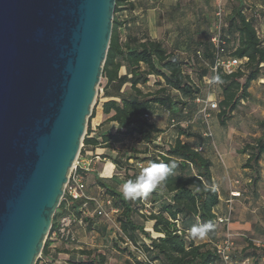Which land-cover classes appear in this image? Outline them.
<instances>
[{
    "label": "trees",
    "instance_id": "obj_1",
    "mask_svg": "<svg viewBox=\"0 0 264 264\" xmlns=\"http://www.w3.org/2000/svg\"><path fill=\"white\" fill-rule=\"evenodd\" d=\"M245 7L244 0H236L226 16L223 12L220 36L224 43L220 47L212 41L215 33L211 36L203 33L194 40V34L199 31L194 30L190 41L185 36L180 44L182 52L175 53L163 41L151 38L146 29H140V33L133 31L140 19L142 21L140 14L135 13L136 0L116 1L102 77L105 78L104 93L110 97L103 103V111L105 114L113 112L104 124L116 122L118 127L115 132L109 129L100 131L98 136L91 135L93 109L81 154L90 145L105 144L112 149L111 143H118L114 153L106 154L115 163L117 171L110 180L96 177L102 191L93 197L104 202L109 199L110 204H105L106 210H118V236L124 247L119 246V241L115 244L119 252L126 255L124 264H224L216 244L195 243L187 235L186 228L195 222H210L213 228L208 233H213L216 228L214 208L220 195L213 180L212 161L205 154L207 148H213L211 111L218 109L217 119L226 127L242 102L252 99L250 88L253 82L264 77V43L254 18L246 14ZM126 11L131 14L130 20L123 18ZM224 19L229 35L223 33ZM122 29L126 31L124 37ZM232 36L236 38L233 40ZM232 58L240 59L242 63L232 73H227L220 62ZM189 59L192 67L194 64L205 65L201 73V80L207 84L205 95L185 69ZM122 67L127 69L125 74L120 73ZM151 83L154 87L148 90ZM215 84L220 90L218 103ZM198 98H209L217 103V107L208 106L203 111L204 103L197 101ZM156 105L169 112L170 124L177 132L171 142L159 139L163 129L151 119ZM256 123L262 134L240 149V152L248 154L243 167L252 170L253 187L261 178L260 160L264 155V118H257ZM209 131L212 135L208 134ZM170 161H175L177 167L156 189L135 201L123 198L122 187L126 180L134 179L150 162ZM83 203L84 199L66 198L61 201L42 250L45 262L51 264L47 258L50 257V234L62 216L72 213L83 217L84 223L89 221L88 212H93L95 202L88 201L86 208ZM147 220L154 221L153 230L158 236H152L146 229ZM130 243L145 257L140 256L138 250H133ZM108 251L80 250L82 258L72 259L70 264H113ZM244 255L254 257L257 264L264 258V249L248 240ZM36 264H40L39 260Z\"/></svg>",
    "mask_w": 264,
    "mask_h": 264
},
{
    "label": "water",
    "instance_id": "obj_2",
    "mask_svg": "<svg viewBox=\"0 0 264 264\" xmlns=\"http://www.w3.org/2000/svg\"><path fill=\"white\" fill-rule=\"evenodd\" d=\"M117 0H0V264H36L80 153Z\"/></svg>",
    "mask_w": 264,
    "mask_h": 264
},
{
    "label": "crops",
    "instance_id": "obj_3",
    "mask_svg": "<svg viewBox=\"0 0 264 264\" xmlns=\"http://www.w3.org/2000/svg\"><path fill=\"white\" fill-rule=\"evenodd\" d=\"M244 4L246 14L254 18L256 22L259 36L264 37V0H244ZM189 6H191L189 2L186 3L182 0H136L135 13L140 14L139 17L142 18L145 29L151 38L163 41L170 51L176 53L182 52L179 50V46L185 36L186 40L190 41L191 32L200 29L199 23L186 20L185 16ZM261 39L264 43V38L261 37ZM126 72V67H122L120 73L125 74ZM153 87L151 83L148 90H152ZM258 88L264 94V77L254 81L250 88L252 99L248 102L253 103L251 105L253 109L246 115L255 117L258 114V117L264 118V98L260 100L255 98ZM104 91L105 89L102 91V97L96 105L90 121L91 135L98 136L100 131L109 129L115 132L118 127L116 122L104 124V121L113 114V112L105 114L103 111V103L110 98L105 95ZM243 102L245 103V101ZM151 119L163 129L159 139L171 142L176 138L177 132L175 127L170 124L169 112L164 107L154 106ZM234 135H236L234 132H224V134L216 132L212 140L213 148H207L205 152L212 161L213 180L220 195L219 203L214 208L215 231L208 233L203 239L192 238L189 234L191 228L200 224L195 222L193 225L187 226L186 233L195 243L211 242L218 245L225 240L226 233L231 232L233 234L232 260H236L239 264H256L254 257H244V248L248 245V240H252L258 247L261 241H264V155L260 160L261 178L253 187L251 185L252 170L243 167L248 154L240 152L242 147H234L232 142ZM111 144L112 149H109L105 144L95 147L90 145L81 154L82 167L85 168V170L82 169L85 172V191L91 197L99 196L102 191V187L96 182V177L110 180L117 171L115 163L109 156H106V154L114 153V148L118 146L117 142ZM233 190L241 191L242 195L233 198V211L229 222H218L219 217L228 216L230 192ZM88 213L89 221L83 224L77 222L74 225L76 241L63 242L54 236L50 238L51 242L48 248L50 257L47 258L51 264H70L72 259L82 258L79 251L83 249H98L101 252L111 249V240L115 239V235H119L120 231L116 220L118 211L113 213L116 224L112 229L113 225L108 220L103 217H93L91 211ZM92 221L93 223L89 224ZM153 224V220L145 221L146 229L156 237L159 234L154 232ZM109 258L113 263L112 257ZM258 263L264 264V258ZM40 264H44V262L42 261Z\"/></svg>",
    "mask_w": 264,
    "mask_h": 264
},
{
    "label": "rangeland",
    "instance_id": "obj_4",
    "mask_svg": "<svg viewBox=\"0 0 264 264\" xmlns=\"http://www.w3.org/2000/svg\"><path fill=\"white\" fill-rule=\"evenodd\" d=\"M182 1L186 3L189 2L191 4L185 16L186 20H189L192 23H195V22L199 23L198 27L200 29L197 32V34H194V40L200 38V36H202L201 34L203 33L207 35L209 34L211 36L218 31V18H217L216 12H217V8L219 4H221V6L223 7L224 16H226L231 11L233 6L236 4V0H182ZM123 16H124L123 18L126 20H130L131 18V14L129 11L124 12ZM224 23H225L224 25L225 29L223 30V33H225V35H229L228 30L226 29L227 28L226 21ZM140 29L145 30V26L144 24H142L141 19L139 23H137L134 26L133 31L136 32L137 30L140 33ZM121 31L124 37L126 31L124 29H122ZM261 37L264 38L263 36ZM235 38L236 37L232 36L233 40ZM190 61L191 59H189L188 63H186L185 69L190 72L191 76L194 78L196 83L200 86L201 93L205 95L207 93V90H206L207 84L205 83L203 79L201 80L202 68L205 65L204 64H194V67H192L189 64ZM262 69L264 71V67ZM104 84H105V78L102 77L98 85V94H97L96 102L94 104L93 109H95L98 102H100V99L102 97V91L104 89ZM215 90H216L215 92L216 102L218 103L220 90L217 84H215ZM262 93L263 92L261 91L260 88L256 90V96H255L256 100H260L264 98V94ZM251 105H253V103L251 102H248V101H245V103L242 102V104L239 106V109L236 111L234 117L228 121V124L226 127L220 125L217 119L216 115H217L218 109H214L213 111H211L210 126L214 133V136L216 132H218L219 134L220 133L224 134V132H227V133L234 132L236 134L234 135V138L232 139L234 147H243L246 143L253 141L257 136H260L262 134V129H260L256 123L257 118H260V116L258 117V114H256L255 117L246 115V113L250 112L253 109L251 108ZM87 130H88V125H87ZM112 218L113 220H108L105 218L111 223V225H113L111 229L114 228V224H116L113 214H112ZM115 236L116 238L111 240L112 246H111V249L109 250L110 257H112L113 264H124V259L126 255L122 252H119V247L116 246L115 242L119 241L118 244L122 248L124 247V244L121 243L120 237L118 235H115ZM263 244H264V241H261L259 247L264 249Z\"/></svg>",
    "mask_w": 264,
    "mask_h": 264
},
{
    "label": "built area",
    "instance_id": "obj_5",
    "mask_svg": "<svg viewBox=\"0 0 264 264\" xmlns=\"http://www.w3.org/2000/svg\"><path fill=\"white\" fill-rule=\"evenodd\" d=\"M223 12H224L223 7L221 6V4H219L217 8V12H216V15L218 18V31L215 33L214 36H212L213 43L217 45L218 47H220L224 43V41L221 40V36H220V29H221V25L223 21ZM220 63L224 67V70L227 73H232L242 63V60L237 59V58H232L228 60H222ZM197 101L204 103L203 111H205L208 106H211L213 108L217 107V103L215 101H211L209 98H206V99L198 98ZM208 134L212 135L211 131H209ZM83 146L84 144L82 142L81 149ZM82 166H83V163L81 160V150H80V153L78 154L74 162V165L72 166L69 172L68 181L65 185V193H64L62 200L66 198L84 199V203H83L84 208L88 206V201L92 200L95 202V208L93 210V214L103 216L108 220H113L112 214L114 212H117L118 210L117 209L106 210L105 204H110L109 199L104 202L98 198L91 197L86 194V191H85L86 182H85V177H84V171L82 170V169L85 170V168H83ZM230 195H231V199L229 200L230 205L228 209V212H229L228 216L219 217L217 219L221 223L229 222L230 215L233 211V206H232L233 198L240 197L242 195V192L233 190L230 192ZM77 222H79L80 224H83L84 223L83 217H78L77 215L72 214V213L62 216L58 221L56 229L51 232L50 236L51 237L54 236L56 238L71 241V242L76 241L77 237H76L74 225ZM130 245L133 248V250L135 251L138 250L140 256L143 255V257H145L144 254L141 253V250H139L136 246L132 245L131 243ZM263 247H264V244H263ZM232 249H233V234L231 232H227L225 240L221 244L217 245V252L222 257L224 264H239L238 262L232 260V256H231ZM42 261L44 262V264H47V262H45V259L42 257V252H41L40 257H39V262H42Z\"/></svg>",
    "mask_w": 264,
    "mask_h": 264
},
{
    "label": "clouds",
    "instance_id": "obj_6",
    "mask_svg": "<svg viewBox=\"0 0 264 264\" xmlns=\"http://www.w3.org/2000/svg\"><path fill=\"white\" fill-rule=\"evenodd\" d=\"M177 167L175 161L165 162H150L143 167L134 179H128L123 183L122 196L125 200L135 201L139 198L147 196L150 192L164 181ZM213 225L210 222L200 223L195 225L190 230L192 238L203 239Z\"/></svg>",
    "mask_w": 264,
    "mask_h": 264
}]
</instances>
